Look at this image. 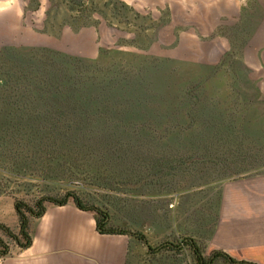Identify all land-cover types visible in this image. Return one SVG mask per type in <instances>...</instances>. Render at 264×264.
I'll list each match as a JSON object with an SVG mask.
<instances>
[{
    "label": "trees",
    "instance_id": "16d2710c",
    "mask_svg": "<svg viewBox=\"0 0 264 264\" xmlns=\"http://www.w3.org/2000/svg\"><path fill=\"white\" fill-rule=\"evenodd\" d=\"M13 51L15 50L0 51V61L6 60L5 54ZM23 51L25 55L18 56L23 63L12 67L14 68L12 71L0 70V197L11 189L12 183H17L16 181L29 176H37L44 180L83 178L88 183L107 190H119L118 188L122 185H137L149 179L134 191L143 190L153 183L159 188L180 178L183 174L182 164L184 163L178 164L172 160L178 164V167L173 169L177 172L173 173L169 166L171 162H167V157L159 155L155 157V160H151L152 157L146 155L147 158L144 157L139 166L137 162L140 156L132 152L136 149L133 147L137 145L135 138L147 143L146 149L143 148L145 151L150 150V147L147 148V145L152 144L149 136L158 130L163 131L168 126L166 116L173 107H171L172 100L167 94L166 87L163 88L164 90L157 89L159 85L164 87L167 80L160 83L154 80L152 85L148 83L151 80L148 76L130 79L127 77L129 75L116 73L115 75L114 72H109L104 78L87 79V76L83 77L81 81L88 85L91 84V87L73 91L69 85L79 73L77 65L82 66L89 60L42 48L23 49ZM42 54L55 63H63L67 67L68 78L62 79L59 83L57 78H50L46 75L42 71L45 60L38 58ZM146 57L155 59L150 56ZM159 62L176 63V61L166 59H161ZM26 63L32 66L29 67ZM57 83L61 89L54 91V87L59 86H53V84ZM44 87L45 90H43ZM178 96L177 91L176 98ZM196 111L202 112L201 108L200 110L197 108ZM196 111H189L187 106L181 108V112L187 119L195 116ZM217 111L213 109L207 114L208 116L213 115L211 120L214 124L212 126H216L215 121L223 125L225 119L223 120L222 117L226 118L229 112L226 109ZM62 114L75 117V120L72 117L68 120L60 118L63 117ZM244 122L241 123L243 126ZM173 123L176 127H184L182 122ZM229 126L219 129L212 127L209 130L213 132L211 136L215 135V132L218 135L211 139L223 136L221 138L225 140L228 148L233 149L230 157H227L228 154L224 152L216 156L217 160L223 163L222 165H224L223 161L228 158L236 167L245 164L247 159L250 162L264 159V142H257L258 137L263 135L264 131L257 138H251L255 142L248 143L245 127L241 135L236 133L239 127L237 124ZM138 129L139 132H137ZM90 138L96 139L95 144L90 145ZM169 141L153 143L152 148L159 147L156 150H166ZM250 146L253 148V155L248 158L245 149ZM47 161L53 163V167L66 169L67 172L56 171V175L43 174L45 170L42 166L46 168ZM198 164H200L199 173L204 176L202 172L205 171L208 163L197 161L191 165L197 166ZM200 174L190 177V180L194 181ZM128 181H134V183ZM65 191L60 199L47 196L40 197L32 205L22 202L15 204L17 229L13 232L8 228L0 227L2 236L12 241L18 249H26L32 242L31 229L44 214L46 206H64L72 201L78 209L94 214L99 234L125 235L129 238L125 264H131L129 261V256L133 252L131 239L136 243L144 242V245L148 247V251L144 250L141 256L142 264H183L180 257H186L185 254H188L192 264H214L216 261L226 264H252L243 261L236 262L221 252H214L210 257H204V248L202 245L200 247L201 241L197 242L191 237H179L174 242H164L152 248L140 233H131L111 225L109 215L105 214L98 205L87 206L83 197L78 196V191L70 189ZM22 192L25 195H33V189L30 186L24 189H12L10 194ZM201 205L196 203L191 213L200 217V210L205 211L207 203L204 204V208H201ZM216 207L215 199L214 212ZM197 222L200 224V220ZM204 224L206 228L200 233H207L209 238L211 232L208 228L209 223L206 220ZM8 254L9 247L0 237V258L7 257Z\"/></svg>",
    "mask_w": 264,
    "mask_h": 264
},
{
    "label": "crops",
    "instance_id": "0c3cea01",
    "mask_svg": "<svg viewBox=\"0 0 264 264\" xmlns=\"http://www.w3.org/2000/svg\"><path fill=\"white\" fill-rule=\"evenodd\" d=\"M114 1L135 19L147 23L128 32L133 37L147 34L141 46L145 55L198 68L200 82L221 64L201 88L231 70L240 78L239 84L264 99V0ZM74 2L0 0V43L47 45L72 56L93 59L99 47H112L120 39L132 40L126 31H115L106 21L97 26L81 25L76 23L79 16L75 15L70 17L74 23L63 17L54 24L52 13L62 10V4L66 10L65 6ZM189 196L196 197L201 208L214 197L217 207L215 212L204 211L200 217L191 212L181 213L180 219L178 215L181 222H187V226L181 225V237L200 242L207 220L211 232L204 257L221 252L236 262L264 264V174L230 181L216 192L207 189ZM31 236L28 248H17L19 253L4 257L2 264H125L130 242L125 235L99 234L94 214L78 209L72 201L64 206L47 205Z\"/></svg>",
    "mask_w": 264,
    "mask_h": 264
},
{
    "label": "rangeland",
    "instance_id": "374dc122",
    "mask_svg": "<svg viewBox=\"0 0 264 264\" xmlns=\"http://www.w3.org/2000/svg\"><path fill=\"white\" fill-rule=\"evenodd\" d=\"M75 1L76 3H70L69 6H65V9L67 8L66 10H63L62 6L64 5L62 4L60 7L62 10H57L52 13V18L55 17L54 24L62 20L63 17L73 22L70 20V17L76 15L77 17L79 16L76 23L81 25L92 23L97 26L106 21L107 26L113 27L115 31L119 29L118 32L126 31V34L128 32L133 33L136 26L147 24L139 19H135L133 14L121 8L114 0ZM53 6L58 8L56 5ZM50 19L51 18L49 17V20ZM47 28L48 30H52L50 25H48ZM138 34L134 37L129 34L130 37H132V40L120 39L116 45L112 47H99L95 58L86 59L89 60V62H86L82 66L77 65L79 73L70 81L69 87H71L73 91L82 88H90L91 84L88 85L81 81L83 77L87 76V79H95V77L104 78L109 72H114V74L116 73L118 75H129L127 77L130 79L139 76H148V78L151 77V80L148 81V83L152 85L154 84V80L159 81V83L167 80L164 87L159 85L157 86V89L164 90L163 88L166 87L167 94L172 100L171 107H173L166 116V123L168 126H166L163 131L158 130L149 136L152 140V144L150 146L147 145V148L150 147V150L145 151L143 148H145L147 143L135 138L137 145L133 147L136 149L132 152L136 156H140L137 164H141V160H143L144 157L147 158L146 155L152 157L151 160H155V157L159 155L167 157V162H171L169 166L173 173L177 172V170L173 169L178 167L180 162L184 163L182 164L183 174L180 178L173 181V183L168 182L169 184H166L165 186L157 188L154 186L155 183H153L149 187H145L143 190L136 191H134V189L124 190L122 189L123 186H120V188H118L119 190H107L97 187L92 183H88L85 179L83 180V178L44 180L37 176L25 177L16 181L17 183H12L11 189L0 197V227L8 228L13 232L17 229L18 221L14 206L18 202L32 205L33 202L40 197L49 196L60 199L64 196V193L66 192L65 190L70 189L78 191V196L83 197L87 206H100L103 212L111 218V225L125 229L131 233H140L145 237L149 246L156 248L161 243L174 242V240H177V237H181V227L185 226V223L187 226V222L186 219L182 222L179 220L180 214L190 213L192 207L197 203V198L189 196L190 194L196 192H200L201 194L207 189H212L216 192L219 187L230 181L264 174V159L256 162H250V160L247 159V161L244 162L245 164L237 165L236 167L232 165L228 158L223 161L224 165H222L223 163L218 161L216 156L224 152L228 154L227 157H230V154H233V149L230 150V148H228L225 140H222L221 138L223 136L219 137L221 139H211L212 137H215V135H218L215 132V135L211 136L213 132L209 131L212 127L219 129L220 127H228L229 125V127H231L232 124H237L239 127L237 128L236 133L242 135L243 127H245V134L248 135V140L251 141H248V143L255 142L251 138H257V136L264 131L263 99L256 96L251 88L249 89L244 84H239L240 78L234 73L232 74L231 70H225L224 73L213 78L202 88L198 87L197 89L192 90L200 83V70L198 68H189L186 64L180 62L167 64L159 62L161 60L159 58L152 60L149 57H146L147 55L144 54L141 46L144 45L142 39H146L147 34H144V32L139 36ZM136 39H138L139 43ZM32 48H42L60 52L47 45L22 46L17 43H0V51H5L6 49L15 50L12 53L5 54L4 57L6 60L0 61V70L12 71L14 69L12 67L23 63V61L18 58L21 54L25 55V52H22V50ZM66 55L72 56L70 54ZM72 57L83 59L78 56ZM38 58H40V60H45L43 61L42 71L50 76V78H57L59 83H61L62 79L68 78L67 67L63 63H55L52 59L46 57L45 54L39 55ZM26 64H29V67L32 66L30 63ZM53 86L59 85L57 83L53 84ZM59 88L60 86L54 87L53 90L57 91ZM45 89L46 88L44 87L43 90ZM177 91L179 92L178 98H176ZM194 97H196V99ZM186 106L189 107V111H196L197 108L198 110L201 108L202 112L200 113V111H196L197 113L195 116L193 115L190 119H187L184 113L181 112V108ZM213 109H215V111L225 109L229 111L226 118L222 117L223 120L225 119L222 123L223 125L216 123L217 121H215L216 126H212V124H214L211 120L213 115L208 116L207 114ZM62 116L63 117L60 118H66V120L72 117L64 114H62ZM72 118L75 120V117ZM150 121L152 120L150 119ZM177 121L182 122L184 127H176L173 122ZM243 122L245 123L244 126L241 124ZM137 132H139V129ZM164 140H171L168 142V149L156 150L157 148L159 149V147L152 148L154 146L153 143H163ZM89 142L91 143L90 145H93L95 144L96 139L90 138ZM257 142H264V134L258 137ZM252 146L245 149L247 154L246 157L248 158L253 155ZM172 160L176 161L178 164ZM197 161L208 163V165L205 166V171L202 172L204 176H201L199 173L200 164L197 166L191 165ZM47 163L46 168L42 166L45 170L43 173L45 175H56V171L67 172L66 169L53 167V163L49 161H47ZM167 170L169 171V169H165V171ZM197 174H200L197 177L195 176L197 179H194V181L190 180V177ZM129 183H134V181ZM29 186L33 189V195H25L23 192L15 193L14 195L10 194L12 189H24ZM206 203L210 205V208H204L205 211L207 213H213L215 198L208 199ZM200 212L202 214L205 213L203 209H201ZM0 237L4 239L9 247V254L6 257L7 259L12 258L19 253L17 247H15L12 241L3 237L1 233ZM207 238V233H200V243L203 248L207 244ZM131 249H133V252H131L129 256L130 263L142 264L141 256H143L144 250L148 251L144 242L136 243L131 239ZM185 256L186 257H180L183 264H192L188 254H185ZM4 261L5 258H0V264Z\"/></svg>",
    "mask_w": 264,
    "mask_h": 264
},
{
    "label": "water",
    "instance_id": "95a60500",
    "mask_svg": "<svg viewBox=\"0 0 264 264\" xmlns=\"http://www.w3.org/2000/svg\"><path fill=\"white\" fill-rule=\"evenodd\" d=\"M221 66V64H219L216 68H215V70L213 71V73L212 74H210L208 77H206L204 80H202L196 87H194L192 90H195V89H197L198 87H201L208 79H210L214 74H215V72L218 70V68ZM196 98V97H195ZM151 178H153V177H151ZM149 179H145V180H143V181H141L139 184H137V185H122L123 186V188H127V189H139L146 181H148ZM146 248H148L147 246H146Z\"/></svg>",
    "mask_w": 264,
    "mask_h": 264
},
{
    "label": "flooded vegetation",
    "instance_id": "af4514ba",
    "mask_svg": "<svg viewBox=\"0 0 264 264\" xmlns=\"http://www.w3.org/2000/svg\"><path fill=\"white\" fill-rule=\"evenodd\" d=\"M200 247H201V244H200Z\"/></svg>",
    "mask_w": 264,
    "mask_h": 264
}]
</instances>
